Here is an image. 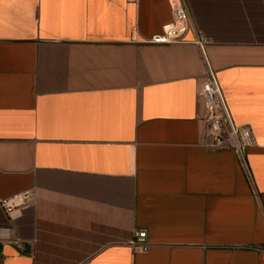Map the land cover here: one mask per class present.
Masks as SVG:
<instances>
[{
    "label": "crops",
    "instance_id": "0c3cea01",
    "mask_svg": "<svg viewBox=\"0 0 264 264\" xmlns=\"http://www.w3.org/2000/svg\"><path fill=\"white\" fill-rule=\"evenodd\" d=\"M181 2L155 44L168 0H0V198L34 190L0 264H264V0ZM207 65L243 160L201 144Z\"/></svg>",
    "mask_w": 264,
    "mask_h": 264
},
{
    "label": "built area",
    "instance_id": "2783aa9c",
    "mask_svg": "<svg viewBox=\"0 0 264 264\" xmlns=\"http://www.w3.org/2000/svg\"><path fill=\"white\" fill-rule=\"evenodd\" d=\"M172 20L162 28V32L152 35L147 41L155 44L181 42L187 29L188 17L181 0H168ZM134 40L136 38H133ZM197 96L203 109L200 131L201 144L212 150L227 149L237 154L242 160L246 150L254 145V138L248 127L233 122L224 96L213 70L207 65L206 74L201 82ZM34 195L33 189H25L12 196L1 199L0 210L9 220L14 212L28 206ZM145 232H135L127 242L133 250H145L148 247ZM11 228L0 224V243L12 242Z\"/></svg>",
    "mask_w": 264,
    "mask_h": 264
}]
</instances>
